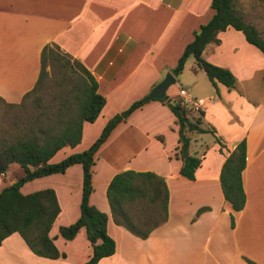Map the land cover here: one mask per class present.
Returning <instances> with one entry per match:
<instances>
[{
	"label": "crops",
	"instance_id": "1",
	"mask_svg": "<svg viewBox=\"0 0 264 264\" xmlns=\"http://www.w3.org/2000/svg\"><path fill=\"white\" fill-rule=\"evenodd\" d=\"M244 5L236 0L244 20L264 39V13H251ZM212 13L211 0H0V96L21 102L35 84L47 43H57L90 70L105 103L93 121L83 122L80 142L61 147L49 159L58 161L87 148L113 114L145 97ZM217 36L218 41L204 46L202 56L229 68L234 86L207 82L198 94L192 82L187 88L179 83L178 88L203 98L204 121L215 127L222 149L212 132L192 133L188 151L201 162L194 178L179 172L178 125L168 105L169 98H181L179 89L175 94L166 90L164 99L145 100L117 122L96 149L92 164L89 201L107 213V231L115 240L114 252L95 264H264V52L233 26ZM192 64L194 70L201 69ZM243 137L245 201L234 209L224 197L220 170ZM129 168L154 171L168 187L167 218L146 237L114 222L106 194L111 177ZM23 172L12 162L0 173V189ZM22 185L27 191L55 190L60 210L50 235L66 256L38 255L13 231L0 243V264H84L92 251L84 228L70 239L58 231L79 215L81 164Z\"/></svg>",
	"mask_w": 264,
	"mask_h": 264
},
{
	"label": "trees",
	"instance_id": "2",
	"mask_svg": "<svg viewBox=\"0 0 264 264\" xmlns=\"http://www.w3.org/2000/svg\"><path fill=\"white\" fill-rule=\"evenodd\" d=\"M211 7V17L194 31L192 40L184 46L171 72L177 76L187 57L192 55L197 66L204 70L214 85L220 81L232 88L235 84L234 73L227 67L206 60L202 56L204 46L210 41H218V32L227 26L240 29L246 40L263 52L264 39L254 24L244 20L236 0H211ZM47 65L49 70L46 69ZM97 86L95 77L81 61L52 42L42 47L38 77L21 102H7L0 96V125L3 129L0 134V173L5 172L12 162H17L24 171L0 189V243L7 235L17 231L34 253L47 257L66 256L50 235V228L60 210L55 190L45 187L23 192L21 186L32 178L63 172L69 165L80 163V212L73 222L59 226V234L70 239L80 228H84L92 247L84 264H95L101 257L114 252L115 240L106 227L107 213L89 201L93 189L94 153L116 123L140 106L145 101L144 97L113 114L84 150L69 153L55 162L49 160L61 147L79 143L83 122L93 121L100 114L105 97L97 90ZM167 97L165 93L161 99ZM27 101L33 103V106H28L31 107L30 112L22 109L19 113L18 106ZM168 105L178 125L176 155L182 161L179 172L194 178L201 157L188 151L192 133L210 131L215 135L220 149L224 144L216 134L215 127L204 121L202 108L189 112L187 103L170 98ZM245 162L246 141L243 137L226 156L220 170L224 197L234 209L242 208L245 201L242 184ZM106 194L114 222L139 237L148 236L152 229L167 218L168 187L164 178L154 171L120 170L111 177Z\"/></svg>",
	"mask_w": 264,
	"mask_h": 264
},
{
	"label": "rangeland",
	"instance_id": "3",
	"mask_svg": "<svg viewBox=\"0 0 264 264\" xmlns=\"http://www.w3.org/2000/svg\"><path fill=\"white\" fill-rule=\"evenodd\" d=\"M242 2H244V4H245L244 8L249 9V11L251 10V13L252 12L264 13V0H242ZM248 17H249V15H248ZM194 61L195 60H194V57L192 55L187 57L181 73H179L176 76V81L173 82L172 84H170V86L168 87L167 94L178 93V89H179L178 85H179V83H182V85L185 88H187L188 83L192 82L191 86H193V88H194L196 93L198 91H200L202 89V87L205 86V83L208 82L211 85L210 79L207 77L206 73L202 69H197V70L193 69V66H192L193 64L192 63H194ZM46 69H48V70L50 69L49 65H47ZM168 71H170V70L168 69L165 72V74ZM195 71H197V74L195 73ZM28 106H33V103L31 101H27V103H25L24 105L18 106L17 111H19V113H20V111H22V109H24V110H26V112H30L31 107H28ZM188 111L192 112L194 110L189 109ZM4 120H6V119H4ZM2 132H3V129L1 127V125H0V134ZM66 147H69V146H66ZM27 183H29V182H27ZM26 186H27V184H26ZM26 186L22 185L21 186V190L24 191V192H30V191H27L28 189H26ZM31 191H33V190H31Z\"/></svg>",
	"mask_w": 264,
	"mask_h": 264
},
{
	"label": "water",
	"instance_id": "4",
	"mask_svg": "<svg viewBox=\"0 0 264 264\" xmlns=\"http://www.w3.org/2000/svg\"><path fill=\"white\" fill-rule=\"evenodd\" d=\"M175 82V76L168 71L162 79H160L151 90L145 95L144 99L161 98L166 93L167 88Z\"/></svg>",
	"mask_w": 264,
	"mask_h": 264
},
{
	"label": "built area",
	"instance_id": "5",
	"mask_svg": "<svg viewBox=\"0 0 264 264\" xmlns=\"http://www.w3.org/2000/svg\"><path fill=\"white\" fill-rule=\"evenodd\" d=\"M179 94L181 96V98H179V100H181V102L187 103L189 105L190 109L197 110V109L201 108L200 106L203 102L202 97L191 96L184 87H180ZM1 174H3V172H1Z\"/></svg>",
	"mask_w": 264,
	"mask_h": 264
}]
</instances>
